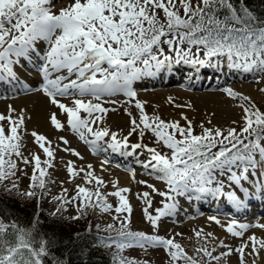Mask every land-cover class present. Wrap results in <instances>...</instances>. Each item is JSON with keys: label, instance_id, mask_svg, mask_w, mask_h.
Here are the masks:
<instances>
[{"label": "snow or ice", "instance_id": "6c2138e0", "mask_svg": "<svg viewBox=\"0 0 264 264\" xmlns=\"http://www.w3.org/2000/svg\"><path fill=\"white\" fill-rule=\"evenodd\" d=\"M38 41L47 42L43 57L37 55ZM164 45L174 56L165 54ZM32 56L41 61L38 67L44 77L43 92L53 105L66 114L71 130L94 153L103 150L99 142L105 137L111 139L108 147L113 152H120L129 147L127 137L121 140L107 127H93L101 124L104 114L109 111L98 102L103 95L122 92L135 99L134 81L144 75H152L154 71L170 68L172 63L206 66L214 58L226 57L230 68L264 72V16L254 11L245 0H72L58 14L52 11V0H0V80L18 82L14 66H19V58ZM224 91L230 97H240L248 102L240 105L244 115L239 130L232 127L225 131L201 124V132L197 134L192 121L183 114L182 118L187 122L185 126L179 121H165L159 115L149 116L144 102L135 100L140 119L139 122L136 118L131 119L133 127L129 136L139 131L142 139L145 132L150 131L157 143H162L169 150L162 153L142 143L131 145L133 150L146 149L150 158L143 162V167L156 172L157 179L166 183L168 191H160L146 181L139 183L167 201H175L176 195L196 192L226 197L237 208L245 206L244 200L236 190L225 191L226 187L231 189L235 186L250 195L244 182L254 179L255 188L264 195V112L250 97L232 89ZM261 91L264 92V89ZM86 96L93 99H85ZM58 97L70 98L71 106ZM15 112L9 106L7 115L0 113V187L7 193L15 190L17 195L39 202L50 195L48 185L55 183L49 172L55 167V149L46 136L33 131L34 143L45 158L42 160L34 152L25 156L23 135L26 117L23 110L13 115ZM128 115L131 116V113L128 112ZM51 123L57 130L65 127L56 113L51 115ZM60 139L64 144L69 143L63 137ZM63 150L80 155L74 149ZM21 163L32 166L28 190L23 192L14 179L18 171L24 172L19 167ZM106 163L107 160L103 161V164ZM66 170L69 182L83 174L84 183L76 185L75 194L69 196L68 189L61 182V191L51 197V202L57 204L53 215L67 211L69 204L74 205L79 213L72 219L82 218L90 207L103 213L114 210L117 214H129L123 219L120 215L114 217L121 223V229L117 231L118 240L101 238L100 246H111L108 240H112L121 251L133 246L132 241L142 248L146 245L162 246L172 264L178 261H183V264H212L216 261L219 264L222 256H230L233 252L221 240L219 246L228 248V251L214 255L215 247L210 250L205 243L196 249L200 256L197 259L188 255L174 237L124 231L130 224L132 209L123 193L130 192V189L118 187L116 181L113 183L116 191L103 192L107 184L96 175L90 164L87 168L77 169L69 160ZM24 174L27 175L26 172ZM6 181L10 182V186ZM137 195L147 204L144 215L153 228L158 227L161 217L169 215L176 207L174 202L165 203L156 210L157 215H152L148 211L151 207L150 193ZM109 196L118 197L119 206L114 207L108 200ZM209 220L224 227L233 237H242L251 227L264 229V224L260 223H238L233 219L223 225L216 216L209 217ZM113 227L109 224L105 231H111ZM33 232L34 225L32 229H25L0 217V264H45V258L50 254L48 241L43 237L37 240ZM195 235L205 242L209 238L217 239L212 232H204L203 229L195 231ZM249 248L251 251H246ZM262 250L264 238L253 234L235 252L239 253L240 264H248L245 257H259ZM205 257L208 259L205 260ZM53 264L63 262L54 261ZM118 264L140 262L119 257ZM252 264L256 261L253 260Z\"/></svg>", "mask_w": 264, "mask_h": 264}, {"label": "rangeland", "instance_id": "374dc122", "mask_svg": "<svg viewBox=\"0 0 264 264\" xmlns=\"http://www.w3.org/2000/svg\"><path fill=\"white\" fill-rule=\"evenodd\" d=\"M70 3H72V0H52V11L58 14L61 8L67 6ZM193 51L195 52L196 49L194 48ZM164 52L167 55L173 56V53L168 52V48L166 47L164 48ZM214 59H217V62L221 63L223 58H214ZM172 65L174 67L171 66L168 69L169 72H171L170 79L173 78V75L176 74V71H180L181 69L175 64ZM216 65L217 64L213 62L210 65H206L208 66V68L209 67L212 68L215 72L210 73V71L204 69L199 73L201 75L200 78L206 76L207 78L211 79L212 83H215L216 78L220 76L221 77L220 81H222V79L224 78H226L227 81L220 83L218 86L209 85L203 88L192 89V90H186V89L184 90L179 85L174 84L173 82L171 84H165L161 86H152L151 88L148 86L142 88V86H144L145 84H149V85L153 83L157 84L162 82L163 80L164 81L168 80V78L163 79L164 76L161 75L159 76V80L157 78H155L154 81L148 79V81L146 82V81H142L147 79L145 78L144 75L139 80L133 82L135 88H139L136 91L137 93L136 98L133 99L128 96H125L124 94H114V95H118L121 98L115 100L116 101V102L114 101L115 103H112L111 101L106 102V104L103 103V107L109 109V111L106 114H104L103 122L99 125H93V127L94 128L107 127L110 129L111 132L117 133L118 139L122 140L124 137H127L129 145L142 143L143 145H146L149 148H156L158 151H161L162 153H168L169 150L166 147H164L162 143H157L156 137L150 131H146L142 139L140 138L139 131L132 133V135L129 136V132L133 127V125L131 124V119L136 118L138 122L140 119V111L135 107V100L138 99L144 102L145 112L149 116L159 115L165 121H179L182 126H185L187 122L182 118V114H183V116H186L188 120L192 121V124L195 129V133L197 134L201 132V128H200L201 124L209 128L219 127L225 131L228 128H232V127H235L239 130L243 125L242 117L244 115L243 109L242 107H240V105L247 104L248 102L243 101L240 97H236V98L230 97L228 93L225 92L224 90L228 89L229 87V89H232L236 93L242 94V96H248L247 94L239 90H236L235 87L238 85H244L249 83L256 84V89L259 91L260 96L259 97L248 96V97H250L251 101L256 105V107L259 108L261 112H264V92L261 91V89H264V72L253 71L245 76L242 71V72H238L239 74L238 76H235V73L237 71L233 70L231 71L232 74H230V77H228L225 76V74H222L224 67H225L224 71L230 70V67H228V61H226L225 59L223 60L222 64L217 66ZM193 66L195 67V65ZM216 72H218L219 75L218 73L216 74ZM237 77H242L240 79L243 80L236 79ZM186 79L187 78H184L181 83L185 82ZM204 79L205 78H203V81ZM255 80H262L261 85L258 86V83H256L257 81ZM192 83H194L195 86H197V84L199 83V75L197 78L196 77L192 78L189 84L192 85ZM180 91L185 93L188 92V94L190 93L189 94L190 96H185V95L182 96L181 94H179ZM141 94H146V95L143 97L141 96ZM9 96H10L9 98H5V99H3V97H0L2 98L0 99V101L4 102L3 100L13 99L12 98L13 96L11 95ZM226 99H229V101H231L232 104L236 106L239 109V111H241V116L240 115L238 116L233 112L229 111L228 109H226V102H225ZM176 105H182V107H177ZM9 106L11 105L10 104L5 105L7 112ZM0 107H2V105ZM57 110L60 111V109L57 106H55V111ZM128 112L131 113V116L128 115ZM83 115L85 114L82 113V116ZM118 118H122L124 122L119 124L116 121V119ZM209 120L211 121V123H208ZM115 121L118 124V128L116 130H114L112 127L115 125ZM233 121H235L236 123L234 124ZM55 131H56L55 133H52L51 135H49V137H47V139L51 141L52 147L55 149V156H56V159L54 161L55 167L49 169V172L51 173V178L52 180L55 181V183H50L48 185V187L51 190L50 195L45 196L42 200L37 202L39 208H43L49 214L54 213L57 204L51 202V197L58 194L61 191V182H63V187L68 189L69 196L75 194L76 185L84 183L83 179L81 178L83 174H81L80 177H76L71 182H69V175L66 170V164L69 160L74 162V165L77 169H79L80 167L87 168V165L90 164L93 166L96 175L102 177L107 184V187L102 189L103 192L110 193L116 191V188L113 187V183L118 181V187H120L119 184L121 182V178L123 177L126 180L131 181V183L133 184L134 188H132L133 191H132L131 201L129 200L128 196L125 193H123L125 198L129 201V204L132 209L130 213V224L128 228L123 229L124 231L130 230L132 232H143L147 235H158L165 238L174 237L176 242L180 243L183 246V248L188 253V255L195 256L197 259H200V256L197 255L196 249L200 248L205 243L207 244V247L210 250L213 247H215L216 250L213 253L214 255H220L221 253L228 251V248L219 246V241L223 240L228 247L233 249V252L230 256H222L219 261V264H240V256L239 253L235 252V249L238 248L243 242L248 240L247 237L248 234L245 231L242 237H233L226 231L224 227H222L221 225H217L215 222L209 220V217L216 216L218 219H220L223 225H227L233 219L236 221L245 220L246 214L238 216L229 213H223L224 215H219L221 214L219 212H213L210 211L209 209L199 208L198 211H190L188 214H185L187 212H184L183 214H180L178 212L179 214H177L176 217H173L170 215L172 214L171 211L169 215L161 217V219L158 221V227L153 228L151 223L145 218L144 215V209L145 207H147V204L144 202L142 198H138L137 194L143 192L150 193L151 207L148 208V211L152 215H157L156 210L162 208L165 203H173V202L177 203L178 198L176 195L175 201H167L165 197L156 194L155 192H153L151 188L139 182L146 181L147 184L154 185L155 188L159 189L160 191H164L165 189L164 187L167 186L165 182L155 178L157 176L153 177L146 172L138 171L137 168L135 166H132L131 164L126 168L123 167L116 168L115 166L112 167L113 163L111 161H108V163L106 164H103V161H99L100 166H98L97 162L92 161L93 158H98L95 156V154L97 153L91 151L89 145H86L84 142H80L78 140L77 137L78 135L76 133H74L72 130H69L66 127H64L63 130H57L55 128ZM26 135L27 132L25 131L23 135L24 136L23 142H26V144H24L25 148L23 149L24 155L29 156L30 153L34 152L39 154L41 156V159L43 160L45 157L42 150L39 148L38 145H36V143H34V139H31L32 140L31 142L36 146L34 148H31V144L27 143ZM29 135H31V133ZM61 137L66 139L69 143L64 144L63 141L60 139ZM102 141L99 142L100 147L105 148L104 145H107L108 147V144L111 142V139L110 137H105L104 140ZM87 146L89 148L88 151L89 153H87L88 150ZM65 148L74 149L80 154V156L79 157L73 156V154L70 151H64L63 149ZM135 150L141 152V154H143L145 157L150 158V154L146 151L144 147ZM111 151L112 150H110L112 159L116 161V157H115L116 155L112 154ZM102 152L103 150L98 153H102ZM120 152L122 153L126 152L128 157L132 156V150H130L129 148H126ZM116 154H120V153H116ZM130 163H132V160L130 161ZM19 167L24 169V172L27 173V175H25L24 172L18 171L16 177L14 178L19 184V190L23 192L28 190L30 183L29 178L32 174V166L24 165L21 163L19 164ZM138 168L140 169V167ZM132 172L136 174L135 179L133 181L132 178L129 177V175H132ZM218 178L222 180L225 179L224 177H220V176H218ZM253 181L255 183L254 179ZM5 183L9 184L10 186V182L6 181ZM227 183L228 182L225 180L226 185ZM229 189L230 188L226 187L225 191H228ZM12 193H14L18 198L21 197L16 194L15 190ZM257 193L258 192H256V194ZM251 194L253 195L254 192ZM185 195L188 196L189 198L191 196L190 194L187 193ZM213 198H214V203L216 202H217L216 204L221 203L220 206H216V207H224V202L223 204L222 202L218 203V201H224L222 197H213ZM252 199L254 201L258 199L256 201L258 205L257 207H261L259 203L263 199H261L260 196L257 195L255 197L253 196ZM108 200L111 204L114 205V207L119 206L118 197L109 196ZM183 200H185V197H183ZM211 203H213L212 199H211ZM185 204H189V203H185ZM231 205H232V210H234L232 203ZM238 209L243 210V208H238ZM238 209L234 211L238 213ZM251 209L254 210V207ZM173 213H177V211L176 212L174 211ZM57 214L61 216V218L65 219V218H72L73 216H76L79 213L77 212V209L74 205L69 204L67 206V211ZM116 215H120L121 219H123L124 216H128L129 214L126 212L117 214L115 213L114 210L109 213H103L99 209L94 210L90 207L87 209L86 214L82 218H80V220H83L84 223L87 224V226H90L94 231L102 232L105 236L111 237L112 240H118L117 231L121 229V223L118 220L114 219ZM259 218H264V213L260 217H258L257 215V216H252L251 218L248 219L252 220ZM248 219H246L243 223H246V221L247 222L250 221ZM109 224L114 225L113 229L111 231H105L107 225ZM97 225L99 226V230L97 229ZM254 228L255 227H251L249 229H254ZM200 229H203L204 232H212L217 239L209 238V240L205 242L202 238H197L195 235V231ZM216 232L221 233L223 235L217 236ZM112 240H109V244L111 246H108L107 248L110 254L113 256L114 260H116V262H118L119 257H124L131 261L140 262V264H142V262L144 261H147L148 264H172V261L167 251L162 246L153 247L146 245L145 247L142 248L138 246L135 241H132L133 246L126 247L121 251L116 247V244L113 243ZM246 251L250 252L251 248L247 249ZM260 254H261L260 257L262 259V262L261 260L259 261L258 257L254 255L246 256L245 259L247 260L248 264H252L253 260L256 261V264H264V256H263L264 250H262ZM204 259L207 260L208 258L205 257ZM177 264H183V261H178ZM212 264H217V262L212 261Z\"/></svg>", "mask_w": 264, "mask_h": 264}, {"label": "bare ground", "instance_id": "6f19581e", "mask_svg": "<svg viewBox=\"0 0 264 264\" xmlns=\"http://www.w3.org/2000/svg\"><path fill=\"white\" fill-rule=\"evenodd\" d=\"M37 46L39 48V51L37 52V55L40 56V57H43L44 52L47 50V42L46 41H38L37 42ZM32 57H33L32 59L27 58V57H25L23 59L25 60L26 64H30L31 63L33 65H39V63L41 61H37L35 56H32ZM201 58H203V57L201 56ZM172 64H175V63H172ZM175 65H177V64H175ZM177 66L180 67L181 69L182 68L184 69V66L189 67L188 68L189 70H188L187 74H190L191 78L190 79L187 78L185 82L181 83L182 85H186V86H190L191 84H189V82L192 80V78L193 77L197 78L201 71H203L204 69L208 68V66H199V65H195V67H196L195 68L191 64L187 65V64H184V63H180ZM208 69H212V68L209 67ZM224 70H225V67L223 68L222 74H225V76H228V77H230V74H232L231 71H233V70L237 71L235 73V76H238L239 75L238 72H242V71H243L245 76L248 73H251V72H246L243 69H235V68H230L229 71H224ZM14 71H16V73H17L18 82H17V80H15L13 82V86L12 87L8 86L5 83V81H3V80H0V84H2L4 86L5 90H10L11 89L9 91V94H17V96L15 98H13V99H10V100H3L4 102L0 101V103H1L0 106L2 105V107H0V110H1L0 112L5 114V115L8 114L7 109L5 107L6 104H10L12 106V108H14L16 110V112L13 115L19 114L21 112V110H23V113H24V115L26 117L25 126L24 127H25L26 132H27V135H26L27 143L31 144V148H34L37 144L35 145V144H32V142H31L32 141L31 139H34L31 135H29L31 130H33L35 132H38V134H43L44 136L49 137V135H51L52 133L56 132L55 131V127L51 123V115L53 113H56L57 114V118L62 123L65 120H67V116H66V114L60 112L59 110L55 111V105H53L50 102V98L43 91H41L42 84H43V81H44V77H43V73L40 71V69H37V72H35V71H30V70L28 71L24 67H17L16 66L14 68ZM155 72L156 71H154V73ZM165 72H169V70L166 69V70H164V73ZM163 76H165V75L163 74ZM73 78H75V77H73ZM145 78H147V79L142 80V81H146L147 82L148 79H150L151 81H154L155 78H157V77H155L152 74V75H145ZM240 78H242V77H237L236 79L243 80V79H240ZM164 79H166V78H164ZM255 81H257L256 83H258V86H260L261 83H262V80H255ZM28 86H35V87H37V90L34 91V92H31V93H28V94H23V93L21 94L20 92H22ZM235 89L239 90V91H241V92H243V93H245V94H247L248 96H251V97H259L260 96L259 91L256 89V84H253V83L252 84L249 83V84H244V85H238V86L235 87ZM179 94H181L182 96L183 95L190 96L189 95L190 93L188 94V92L185 93V92L180 91ZM145 95L146 94H141V96H143V97ZM191 96H193V95H191ZM58 99H60L61 102L65 103L66 105L71 106V99L70 98H58ZM225 102H226V109H228L229 111L233 112L234 114H236L238 116L239 115L241 116V111H239V109L236 106H234L232 104V102L229 101V99H226ZM116 121L119 124L124 122V120H122V118H118V119H116ZM116 121H115V125L112 126L114 130H116L118 128V124H117ZM54 141H56V140H54ZM23 143L26 144V142H23ZM90 150L92 151L91 147H90ZM109 150H110V148H109ZM98 152H101V151H98ZM98 152H96V153H98ZM111 152H112V154L116 155L115 156L116 157V162L118 164L121 163V162H125L126 158L128 157V155L126 153L127 151L124 152V153H122V152H113V151H111ZM116 153H120V154H116ZM128 154H129V151H128ZM92 161L97 162L98 166H100L99 158H93ZM142 163H143V161L138 166V167H140V170L143 167ZM119 185H120V188L122 186V188L130 189V192L125 193V194L128 196L129 200L131 201L132 200L131 196H132V191H133L132 188H134V186L131 183V181H128V180H126L123 177V178H121V182H120ZM244 187H248L251 192H254V194H256L255 193L256 192V188H255V183H254L253 179L248 181V182H244ZM231 190H236L237 191V195L241 199H243V197L238 194V188H235V186H233V188ZM189 194L192 197L193 196H197L196 197L197 199L192 198L191 200H189L190 208L194 209V208H196V205L198 204V202L199 203L201 202V199H202L203 195L200 194V193H196V192H191ZM242 194H244V193L242 192ZM256 195L257 196H261V194L259 195V193H257ZM184 197L186 199V196H184ZM213 197L214 196H212L211 199H213ZM212 201H213V203H212L211 207L214 208L213 206H214L215 203H214V200H212ZM256 201L253 200V202L255 203V205L253 206L254 207V212H257L261 208V207H257L258 205H257ZM220 202H222V204H223L224 201H218V203H220ZM184 204L185 203L180 202L181 206H177L175 211L180 210V208H182V206H183L182 209H184ZM131 205H133V204H131ZM242 208L243 209H247L249 207L246 208V206H244ZM233 209L236 210L238 208L235 205H233ZM248 210L250 212L253 209L250 208ZM184 212H188V211L186 209H184ZM238 212L240 213V212H242V210L238 209ZM248 220H250V219H248ZM246 223L247 224H249V223L250 224H256V223L264 224V218L252 219V220H250L248 222L246 221ZM246 233L248 234L247 237H250L253 234H255V236L257 238L258 237L259 238H264V229H261V228H258V227H255L254 229H248L246 231ZM216 234H217V236L218 235H220V236L223 235V234L218 233V232H216ZM260 255H259L258 259H259V261L261 260V262H262V259H261Z\"/></svg>", "mask_w": 264, "mask_h": 264}, {"label": "trees", "instance_id": "16d2710c", "mask_svg": "<svg viewBox=\"0 0 264 264\" xmlns=\"http://www.w3.org/2000/svg\"><path fill=\"white\" fill-rule=\"evenodd\" d=\"M245 3L264 16V0H245ZM0 217L5 222H16L18 226L32 229L33 235L48 241L49 256L45 264L61 261L63 264H118L108 250L100 246L102 232L94 231L80 219L61 218L39 208L36 199L16 197L0 187ZM38 221V222H37ZM109 244V240L107 241Z\"/></svg>", "mask_w": 264, "mask_h": 264}]
</instances>
